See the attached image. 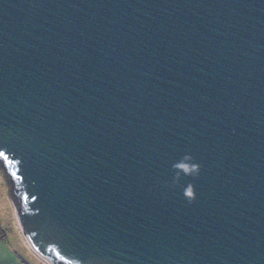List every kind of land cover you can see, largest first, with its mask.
Here are the masks:
<instances>
[{
	"label": "water",
	"instance_id": "water-1",
	"mask_svg": "<svg viewBox=\"0 0 264 264\" xmlns=\"http://www.w3.org/2000/svg\"><path fill=\"white\" fill-rule=\"evenodd\" d=\"M0 170L49 264H264V0H0Z\"/></svg>",
	"mask_w": 264,
	"mask_h": 264
},
{
	"label": "rangeland",
	"instance_id": "rangeland-1",
	"mask_svg": "<svg viewBox=\"0 0 264 264\" xmlns=\"http://www.w3.org/2000/svg\"><path fill=\"white\" fill-rule=\"evenodd\" d=\"M0 228L6 235L9 245L17 249L25 258L37 256L35 251L26 242L15 217V209L11 202L6 180L0 170ZM45 261V260H44Z\"/></svg>",
	"mask_w": 264,
	"mask_h": 264
},
{
	"label": "crops",
	"instance_id": "crops-1",
	"mask_svg": "<svg viewBox=\"0 0 264 264\" xmlns=\"http://www.w3.org/2000/svg\"><path fill=\"white\" fill-rule=\"evenodd\" d=\"M31 259L25 258L17 249L9 245L6 235L0 228V264H49L40 256L32 255Z\"/></svg>",
	"mask_w": 264,
	"mask_h": 264
},
{
	"label": "trees",
	"instance_id": "trees-1",
	"mask_svg": "<svg viewBox=\"0 0 264 264\" xmlns=\"http://www.w3.org/2000/svg\"><path fill=\"white\" fill-rule=\"evenodd\" d=\"M15 196L18 200V202L21 204V202L23 201V194H20L17 190L15 191ZM53 251V250H52ZM54 252V251H53ZM49 257H51V254H48ZM60 263V262H59Z\"/></svg>",
	"mask_w": 264,
	"mask_h": 264
},
{
	"label": "clouds",
	"instance_id": "clouds-1",
	"mask_svg": "<svg viewBox=\"0 0 264 264\" xmlns=\"http://www.w3.org/2000/svg\"><path fill=\"white\" fill-rule=\"evenodd\" d=\"M185 171L186 172H188V171L195 172L196 168L195 167H192L191 169L185 168ZM189 194H191V193H189Z\"/></svg>",
	"mask_w": 264,
	"mask_h": 264
}]
</instances>
